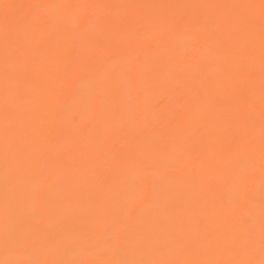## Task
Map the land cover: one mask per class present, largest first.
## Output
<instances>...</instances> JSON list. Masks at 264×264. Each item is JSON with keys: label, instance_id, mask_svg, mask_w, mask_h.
Returning a JSON list of instances; mask_svg holds the SVG:
<instances>
[{"label": "bare ground", "instance_id": "bare-ground-1", "mask_svg": "<svg viewBox=\"0 0 264 264\" xmlns=\"http://www.w3.org/2000/svg\"><path fill=\"white\" fill-rule=\"evenodd\" d=\"M0 264H264V0H0Z\"/></svg>", "mask_w": 264, "mask_h": 264}]
</instances>
